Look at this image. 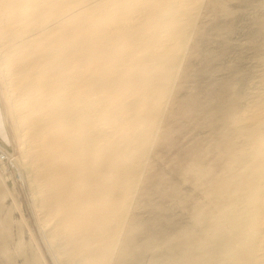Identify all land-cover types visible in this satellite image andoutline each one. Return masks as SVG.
I'll return each instance as SVG.
<instances>
[{
	"label": "rangeland",
	"instance_id": "rangeland-1",
	"mask_svg": "<svg viewBox=\"0 0 264 264\" xmlns=\"http://www.w3.org/2000/svg\"><path fill=\"white\" fill-rule=\"evenodd\" d=\"M48 1L0 0V264H264V0Z\"/></svg>",
	"mask_w": 264,
	"mask_h": 264
},
{
	"label": "bare ground",
	"instance_id": "bare-ground-1",
	"mask_svg": "<svg viewBox=\"0 0 264 264\" xmlns=\"http://www.w3.org/2000/svg\"><path fill=\"white\" fill-rule=\"evenodd\" d=\"M28 1L31 4L32 3L35 4V6H40L46 2H49L48 0H28ZM147 2H148L147 0H125V3H127V4L129 3L131 5V7L133 5V7L136 6V7L140 8L143 16L147 15L150 12V10H148L146 8ZM142 14H141V16H142ZM141 16H138V18L139 17L141 18ZM138 21H139V19H138ZM121 24L116 29L128 30L131 27L130 23L129 24L124 23L125 25H122V26H121ZM60 25H61V22L59 21V23L58 22L52 23V25H48V27H46V28H47V30H50L52 28L59 27ZM116 29H114V30H116ZM111 33L113 34V32H111ZM94 37H96V36H94ZM91 42H93V41H91V37H86V38H83L80 40V44H82V45H86V44L91 43ZM12 50L13 49H11V51ZM13 53L14 52H10V50H9V52L7 51L6 52V60H5V57L2 56L3 62L7 63V62L11 61ZM70 64H72V63L70 61V58H68L67 62H66V66L67 65L69 66ZM29 68L32 69L34 72H38L39 70L45 69V64L38 66V67L29 66ZM10 78L12 81L13 76H11ZM74 78H76L75 72H72V74L66 75L63 78L53 77L52 79H47V80H43V81L42 80H31V81L34 84L35 89L38 90L39 95H44V97L46 99L44 101V104L51 107L54 115L57 118H63L64 117L63 119H64V121L66 119V123H70L72 120H74V122L77 124V123H79L78 122L79 120L77 119V117H82L79 113L81 111V109L83 112L87 113L86 115H83L85 117H88L87 115L90 114V112L97 113L98 110L94 107V103H92V102L81 101L80 105H76L74 103L76 101V96L71 91L72 90L71 82L74 80ZM53 83H58L59 87L56 90L50 89L48 87L49 84H53ZM17 89H18V87H17ZM25 93H26L25 90L19 89V91L14 96L15 101L20 103V104H23L24 103V96L26 95ZM65 104H69V105H65ZM31 110L36 112L37 109L32 108ZM42 118L43 117L39 118V120H41ZM69 126H72V125H69Z\"/></svg>",
	"mask_w": 264,
	"mask_h": 264
},
{
	"label": "built area",
	"instance_id": "built-area-1",
	"mask_svg": "<svg viewBox=\"0 0 264 264\" xmlns=\"http://www.w3.org/2000/svg\"><path fill=\"white\" fill-rule=\"evenodd\" d=\"M9 152L0 145V165H11L12 159ZM12 166V165H11Z\"/></svg>",
	"mask_w": 264,
	"mask_h": 264
}]
</instances>
